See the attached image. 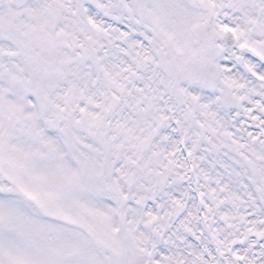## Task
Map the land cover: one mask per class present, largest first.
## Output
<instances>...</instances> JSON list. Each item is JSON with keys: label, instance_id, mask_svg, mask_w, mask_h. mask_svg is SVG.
Returning <instances> with one entry per match:
<instances>
[{"label": "snow or ice", "instance_id": "1", "mask_svg": "<svg viewBox=\"0 0 264 264\" xmlns=\"http://www.w3.org/2000/svg\"><path fill=\"white\" fill-rule=\"evenodd\" d=\"M0 264H264V0H0Z\"/></svg>", "mask_w": 264, "mask_h": 264}]
</instances>
